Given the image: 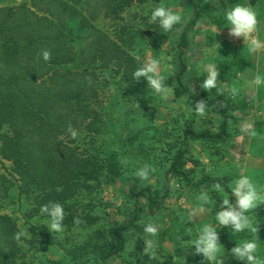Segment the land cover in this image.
Listing matches in <instances>:
<instances>
[{
	"label": "rangeland",
	"instance_id": "1",
	"mask_svg": "<svg viewBox=\"0 0 264 264\" xmlns=\"http://www.w3.org/2000/svg\"><path fill=\"white\" fill-rule=\"evenodd\" d=\"M86 1L76 0V8L84 12ZM205 1L215 5V17L213 20H201L191 31V48L187 50L189 65L200 76H206L205 66L208 64H214L218 71L220 63H236L219 87L234 101L237 107L234 113L240 121L231 124L223 143L191 142L184 169L190 173L194 183L204 175L216 179L229 176L231 191L235 180L250 175L264 195V85L251 83L257 75L264 78V52L252 54L242 37H230L225 15L236 4L251 6L259 21L255 35L264 40V0ZM30 3L26 0L0 8ZM159 4L182 16L181 23L171 32L166 33L158 24L148 22L152 9ZM191 18L192 10L186 0H146L134 3L117 18L98 16L91 22L92 28H82L77 18L71 23L69 37L79 55L92 41L91 33L97 30L128 56L121 64L113 62L109 67H105L102 61L84 65L80 56L66 66L68 70L88 67L98 79V95L91 102L95 115L77 131L76 138L62 139L76 147L79 156L91 160L92 175L98 178L91 184V187H96L94 190L78 194L65 207L75 214L90 210L100 221L91 227L83 226L87 223L85 221L79 225L66 224L63 232L51 233L44 225L47 217L40 211L37 214L32 212L37 207L34 202L36 194L22 193V183L14 171L13 161L1 156V137L10 132L6 125H0V174L5 177L8 189L6 198L0 199V215L10 216L23 233L18 249L12 252V264H95L89 241L91 237H97V230L106 229L107 221L123 222L128 216L132 210V187L162 189L183 132L215 131L218 128V116L209 109L206 115H198L190 108V105L195 108V101L185 97L176 99L174 92L167 99H162L150 87L147 88L145 80L136 81L132 76L142 63L152 58L159 59L158 74L163 80L171 76L176 65L177 39ZM210 47L219 49V55H207L205 49ZM249 124L252 125L250 129L247 127ZM111 155L115 157L123 177L135 181L123 183L105 174L103 168ZM145 165L152 171L148 180H141L136 172ZM212 186H195L180 177L172 178L163 207L155 215L145 209L139 229L126 234V249L111 264H158L167 260L174 264H208L202 254H195L192 241L203 227L215 224V215L221 210L223 199H230L224 186L222 192L213 190ZM201 193L209 195L206 207L199 200ZM201 207H205L203 212L199 211ZM193 210H196L194 215ZM246 215L257 228V233L249 229L236 233L230 226L218 227L222 248L217 260L211 264L227 256L231 244L249 240H256L259 264H264V203ZM65 216H68L66 210ZM148 222H154L159 228L154 237L143 231ZM45 233L53 235L55 242L44 250ZM146 239L154 240V255L144 254L143 241ZM7 252L11 253V249Z\"/></svg>",
	"mask_w": 264,
	"mask_h": 264
},
{
	"label": "trees",
	"instance_id": "2",
	"mask_svg": "<svg viewBox=\"0 0 264 264\" xmlns=\"http://www.w3.org/2000/svg\"><path fill=\"white\" fill-rule=\"evenodd\" d=\"M29 1L30 5L0 8V125H6L10 132L1 137V156L13 161L14 171L22 183V193L36 194L34 202L37 207L32 212L37 214L44 204L56 202L64 207L70 205L78 194L94 190L96 187H91V184L98 178L92 175L91 160L79 156L76 147L62 140L71 136L67 131L69 126L78 131L95 115L91 102L98 95V79L88 67L68 70L66 66L78 60L79 56L84 65L102 61L105 67L113 62L121 64L128 58L97 30L91 33L92 41L79 55L70 40L71 23L77 18L82 28H92L91 22L98 16L117 18L134 3L146 0H88L84 12L76 8V0ZM186 3L192 10V18L177 39L175 71L164 79V83L173 89L176 99L205 100L207 109L218 116L219 126L215 131L183 132L162 189L132 187V210L128 216L123 222L107 221L106 229L97 230V237H91L89 241L95 264H111L115 257L125 251L126 234L139 229L146 208L155 215L163 207L169 181L174 177L195 186L219 182L230 196V202H235L229 187L231 177L216 179L204 175L194 183L190 173L184 169L191 142L223 143L229 135L231 124L240 121L234 113L237 109L234 101L219 87L227 80L236 63L218 64L217 87L203 90L199 85L206 76H200L190 67L187 56V50L191 48V31L201 20L214 19L215 5L205 0H186ZM45 49L51 53L48 61L41 57ZM117 165L115 157L111 155L103 168L105 174L123 183L135 181L124 178ZM5 185L6 179L0 174V199L8 194ZM64 210L68 211L64 225L74 224V218L87 222L83 225L85 227L97 225L100 221L90 210L78 214L69 212L68 207ZM17 233L20 230L15 221L10 216L0 215V264H12V252L18 249V241L22 240L21 236L16 238ZM53 242V235L45 233L44 250ZM235 246L231 244L227 256L215 264H246L238 261L230 252ZM8 249H11V253L7 252ZM158 264L174 263L167 260Z\"/></svg>",
	"mask_w": 264,
	"mask_h": 264
},
{
	"label": "clouds",
	"instance_id": "3",
	"mask_svg": "<svg viewBox=\"0 0 264 264\" xmlns=\"http://www.w3.org/2000/svg\"><path fill=\"white\" fill-rule=\"evenodd\" d=\"M226 21L228 23V34L233 38H243L245 46L252 54L264 52V40L255 35L257 32L258 19L257 12L251 7L242 4H236L226 12ZM182 21V16L179 13L173 12L164 4H159L154 7L149 17L150 24H158L159 28L164 32H171L175 26L179 25ZM218 31L217 33H219ZM216 33V34H217ZM217 43V42H216ZM218 44V43H217ZM219 45V44H218ZM150 47V46H149ZM151 48V47H150ZM220 48V45H219ZM216 48H206L207 55H219ZM43 60L48 61L51 57L50 51L47 49L41 52ZM139 60V57H137ZM160 61L157 58H152L146 63H142L133 73L132 76L136 81L141 79L147 82V88H151L153 92L159 95L162 99H167L173 94V89L164 83L163 77L158 74ZM207 75L206 78L200 83L199 87L203 90L215 89L217 87V78L219 72L214 64L205 66ZM254 85H264V78L257 75L251 81ZM195 92V89L193 88ZM192 104V103H191ZM191 111L204 116L207 113V103L205 100L196 102L195 108L190 105ZM249 129L251 124L247 126ZM72 138H76L78 133L72 127L67 129ZM151 168L148 165L138 169L136 176L141 180H148L151 173ZM213 190L217 192L223 191V186L217 182L213 186ZM231 196L235 197V203H231L229 198L222 201V208L215 215V224H209L203 227L199 236L192 241V249L197 255H201L204 259L211 264L212 261L217 260V255L222 246L219 242V232L217 228L231 227L233 232L239 233L249 229L257 233V228L253 226L250 217L246 215L250 210L256 209L258 205L264 203V195L258 189L257 185L253 182L250 175L240 176L234 181ZM199 200L206 207L209 204V195L201 193ZM205 207L199 209L200 212L205 210ZM40 212L47 217L48 230L51 233H60L64 231L65 210L64 206L60 203L52 202L44 204L40 208ZM196 210H193V215ZM74 223L79 225L81 220L74 218ZM158 226L154 222H148L144 225L143 231L146 234L155 236L158 233ZM23 233H17L16 238L19 239ZM144 254H155L154 240L146 239L143 241ZM258 244L256 240H249L244 243H236V246L231 249V253L237 258L238 261L246 262V264H259L257 257Z\"/></svg>",
	"mask_w": 264,
	"mask_h": 264
},
{
	"label": "crops",
	"instance_id": "4",
	"mask_svg": "<svg viewBox=\"0 0 264 264\" xmlns=\"http://www.w3.org/2000/svg\"><path fill=\"white\" fill-rule=\"evenodd\" d=\"M26 0H0V6H7V5H12V4H20Z\"/></svg>",
	"mask_w": 264,
	"mask_h": 264
}]
</instances>
